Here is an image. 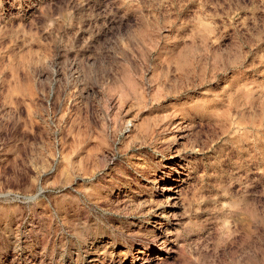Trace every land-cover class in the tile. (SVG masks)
I'll list each match as a JSON object with an SVG mask.
<instances>
[{"label":"rangeland","instance_id":"374dc122","mask_svg":"<svg viewBox=\"0 0 264 264\" xmlns=\"http://www.w3.org/2000/svg\"><path fill=\"white\" fill-rule=\"evenodd\" d=\"M0 264H264V0H0Z\"/></svg>","mask_w":264,"mask_h":264}]
</instances>
